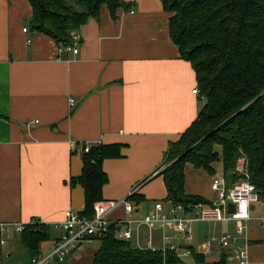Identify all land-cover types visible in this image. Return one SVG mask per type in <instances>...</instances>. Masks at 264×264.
Returning <instances> with one entry per match:
<instances>
[{
  "label": "crops",
  "instance_id": "1",
  "mask_svg": "<svg viewBox=\"0 0 264 264\" xmlns=\"http://www.w3.org/2000/svg\"><path fill=\"white\" fill-rule=\"evenodd\" d=\"M123 1L134 12L118 10L113 19L103 7L98 18L80 27L74 55L29 29L27 0H0V223L50 226L54 239L40 253L53 247L59 235L53 226L62 222L65 211L83 210V189L67 182L81 174V147L97 144L122 145L121 158L102 163L109 180L102 202L126 200L131 193L143 199L127 200L129 213L120 205L107 214L111 224L132 221L131 247L145 248L149 236L157 248L170 236L166 243L178 252L187 246L198 250L201 244L192 226L201 222L188 224L190 241L171 226L136 225L152 212L155 201L164 202L166 190L158 175L163 154L197 118L203 100L192 92L197 89L195 73L169 37L170 15L160 0ZM33 120L38 121L35 127L25 126ZM213 177L186 165L185 192L213 201ZM257 217L241 235L235 232L236 223L226 224L220 234L247 241L249 264H264L259 245L264 226ZM119 229L127 226L117 225L115 231ZM3 240L0 264L30 263L27 252L18 250V233ZM212 252L234 261L232 251Z\"/></svg>",
  "mask_w": 264,
  "mask_h": 264
},
{
  "label": "trees",
  "instance_id": "2",
  "mask_svg": "<svg viewBox=\"0 0 264 264\" xmlns=\"http://www.w3.org/2000/svg\"><path fill=\"white\" fill-rule=\"evenodd\" d=\"M32 15L31 31L65 45L77 38L90 18H98L105 7L113 19L118 10L129 11L123 0H27ZM168 13V32L179 57L194 73L198 94L203 100L197 118L163 154L158 175L162 177L164 201L180 204L185 210L210 201L185 192V167L215 175L214 163L222 159L226 186L242 180L238 168L255 187L264 205V0H160ZM219 149V152L217 151ZM121 144H97L82 151V170L70 178L68 186H80L84 208L80 215L91 218L103 201L102 190L108 176L102 168L106 159L122 157ZM126 200L140 203L134 193ZM116 227L97 239L99 247L90 264H184L176 253L133 248L117 238ZM19 244L30 258L42 245L52 241V228L28 224L18 234ZM194 264H227L225 253L209 261L195 247L187 246Z\"/></svg>",
  "mask_w": 264,
  "mask_h": 264
},
{
  "label": "built area",
  "instance_id": "3",
  "mask_svg": "<svg viewBox=\"0 0 264 264\" xmlns=\"http://www.w3.org/2000/svg\"><path fill=\"white\" fill-rule=\"evenodd\" d=\"M132 14L134 11L130 9L128 11ZM27 28H23V32H26ZM61 52H71L76 55L79 52L78 42L74 38L72 42L65 45H60ZM194 94H198V90L192 91ZM70 105H73V100H70ZM38 124L37 120L28 121L25 123L26 127L33 128ZM71 147H75L72 142ZM83 152L89 151V146L81 147ZM238 172L244 175L245 178L235 182L232 186H226L225 179L221 177H213L211 181V190L216 193V198L210 201L208 204L196 203L190 206V210H185L180 204H172L169 201H155L153 203V210L151 213L144 216V218L136 225H145L151 227L153 225H160L163 230L164 227L171 226L173 230L184 237V239L192 240L193 230L188 226L191 222H230L236 223L235 232L237 235H241L246 230V223L252 219L251 213L254 211V206L259 203L258 194L255 187L248 181L247 175L242 170V167L238 168ZM243 185H251L253 191L249 193L252 197L251 202L248 205L249 219H235L234 214L238 209V205L232 202L230 196L238 195L239 188ZM246 191V189H245ZM132 195V193L130 194ZM129 195V196H130ZM247 198V197H245ZM228 204H232L234 207L233 213L227 212ZM124 206L125 212L132 211V205L127 200L100 202L94 208V214L91 218H86L80 215V213L73 210H66L64 213V219L62 222L53 226L55 230L59 232L58 237L54 240L53 247L46 253H39L36 257L30 259L29 264H62L65 258L78 251L83 244H91L94 240H97L105 236L112 227L117 225H126L127 229H119L115 231L117 238L122 240H129L132 237L129 225L132 221H118L115 224H111L107 219V214L117 208L118 206ZM257 222L260 226H264V213L257 217ZM25 225L12 224V223H0V242L4 243L3 237L9 236L15 233L20 234ZM170 236H164L161 247L152 246V238L149 236L146 240V249L159 250L163 254L176 253L177 256L188 258L190 251L186 248L181 249L178 252V247L174 244H168L166 241L170 240ZM247 241L243 243L239 242L237 236L219 235L209 236L204 239L198 252L201 254L210 253L213 250L230 252L234 254L235 264H249ZM228 256V255H227ZM228 258V257H227Z\"/></svg>",
  "mask_w": 264,
  "mask_h": 264
},
{
  "label": "rangeland",
  "instance_id": "4",
  "mask_svg": "<svg viewBox=\"0 0 264 264\" xmlns=\"http://www.w3.org/2000/svg\"><path fill=\"white\" fill-rule=\"evenodd\" d=\"M219 152V149H217ZM219 155L218 161L214 163V170H215V177H219L221 173V167H222V159L221 155ZM241 166H239L240 168ZM263 204L261 202L256 204V210L251 213L252 217L255 216H261L263 214ZM235 222H201L198 224H193L194 232L198 231L196 234L197 239L196 243L200 244L206 237L209 236H218L221 234V231L223 230L224 226L226 224L234 225ZM258 223V222H257ZM259 224V223H258ZM262 244V249H264V241H261L259 245ZM46 246V243L44 244ZM44 245H42L44 247ZM99 241H94L91 244H83L80 249L73 253L72 256L68 257L64 263L62 264H90L92 260V254L94 251L98 249ZM200 248V246H199ZM19 252H23L24 250L22 247L18 245ZM25 252V251H24ZM261 256V253H260ZM207 259L209 261H216L220 258L219 253L211 252L207 254ZM184 264H194L193 258H185L183 259ZM234 261L229 260L227 264H233Z\"/></svg>",
  "mask_w": 264,
  "mask_h": 264
},
{
  "label": "clouds",
  "instance_id": "5",
  "mask_svg": "<svg viewBox=\"0 0 264 264\" xmlns=\"http://www.w3.org/2000/svg\"><path fill=\"white\" fill-rule=\"evenodd\" d=\"M246 189V191H245ZM253 191L251 185H243L239 188V194L230 196L232 202L238 205V209L234 214L235 219H249L248 205L252 200V197L249 195ZM247 197V198H245Z\"/></svg>",
  "mask_w": 264,
  "mask_h": 264
},
{
  "label": "water",
  "instance_id": "6",
  "mask_svg": "<svg viewBox=\"0 0 264 264\" xmlns=\"http://www.w3.org/2000/svg\"><path fill=\"white\" fill-rule=\"evenodd\" d=\"M233 211H234L233 205L232 204H228V206H227V212L228 213H233Z\"/></svg>",
  "mask_w": 264,
  "mask_h": 264
}]
</instances>
